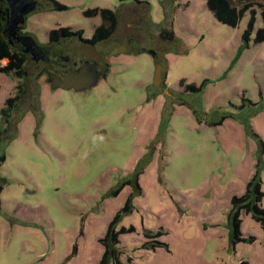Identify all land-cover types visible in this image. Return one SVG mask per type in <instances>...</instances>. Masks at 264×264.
I'll return each mask as SVG.
<instances>
[{
	"label": "rangeland",
	"instance_id": "rangeland-1",
	"mask_svg": "<svg viewBox=\"0 0 264 264\" xmlns=\"http://www.w3.org/2000/svg\"><path fill=\"white\" fill-rule=\"evenodd\" d=\"M60 1L48 28L87 37L132 9L143 49L90 92L32 81L6 114L25 82L0 72V264H264V228L234 201L264 192V0H230L235 26L207 0Z\"/></svg>",
	"mask_w": 264,
	"mask_h": 264
},
{
	"label": "flooded vegetation",
	"instance_id": "flooded-vegetation-1",
	"mask_svg": "<svg viewBox=\"0 0 264 264\" xmlns=\"http://www.w3.org/2000/svg\"><path fill=\"white\" fill-rule=\"evenodd\" d=\"M58 10L55 0H0V50L10 51L24 65L22 70L12 71L25 82L21 83L22 90L17 104L27 97L28 84L32 81L45 76L47 84L52 88L48 81L49 72L65 78L69 70L80 71L86 63L96 67L98 72L108 67L107 76L101 77L100 83L108 78L114 55H132L143 49L140 46L145 39L140 25L142 16L132 9L116 10L107 18L103 17L102 24L93 35L87 37L83 31L66 34L61 31L62 27L48 28L46 15ZM122 25H126V28ZM100 26L104 28L97 34ZM85 43L94 46L91 58L81 48ZM4 59L8 58L4 57L0 62ZM162 76V88L159 89L165 94H171L163 70Z\"/></svg>",
	"mask_w": 264,
	"mask_h": 264
},
{
	"label": "trees",
	"instance_id": "trees-1",
	"mask_svg": "<svg viewBox=\"0 0 264 264\" xmlns=\"http://www.w3.org/2000/svg\"><path fill=\"white\" fill-rule=\"evenodd\" d=\"M207 1H208V5L210 9L213 10L217 18H219V20L225 23H228L230 25H233V26L237 25V23L240 21V19H242L244 13L247 10L246 7L238 9L236 6L232 4L230 0H207ZM101 12L103 14V17L107 18L108 16L114 14L115 11L102 10ZM103 28L104 26L102 27L100 26L97 29V32H98L97 34H99V32H101ZM61 31L65 32L66 34L74 33V31H72L71 28H62ZM79 32H82V31H79ZM4 57L8 58L9 61L6 65H3L0 62V72L10 73L14 70H22L24 68V65H22L20 62L21 60L17 56H14L13 54H11L10 51L0 50V59ZM18 98L19 97L17 96V97H11L8 99L7 105L2 110L4 114L8 112L9 107L11 105L12 106L15 105L14 103L18 101ZM39 103H40V100H39ZM5 159H6V156L4 154H0V166L5 161ZM261 188H262L261 183L255 181L254 179L249 185L248 193L242 199L235 198L234 201L244 203L243 206H245L248 211L253 210L254 217L261 222L264 228V208L257 203V201H261L262 197L264 196V192L262 191ZM2 189H3V186L0 185V193ZM253 192L256 193L255 203H254V197H252ZM0 204H1V200H0ZM238 226L239 225L237 223V227ZM111 230L112 228L110 227L109 235L111 233ZM237 231L239 230L237 229ZM149 233H153V232L149 231ZM108 258H109V251L106 252L101 264H108ZM115 261H116L115 264H122L119 260H115Z\"/></svg>",
	"mask_w": 264,
	"mask_h": 264
},
{
	"label": "water",
	"instance_id": "water-1",
	"mask_svg": "<svg viewBox=\"0 0 264 264\" xmlns=\"http://www.w3.org/2000/svg\"><path fill=\"white\" fill-rule=\"evenodd\" d=\"M57 8L59 10L66 9L62 2L55 0ZM82 50L87 54L88 58L93 57L92 52L94 46L90 43H85L81 46ZM36 51H38L36 49ZM118 52V51H117ZM155 58L158 57V53L155 50H150ZM108 67L103 69L101 72H98L96 67L91 66L89 64H85L84 67L80 70H69L68 75L65 78L58 76L54 72H49L48 81L51 83L52 89L64 88L66 90H75L77 92H90L93 87H95L99 83V79L101 77L107 76ZM162 70L163 66L161 64H157V70L155 74V84L162 88ZM5 182V181H4ZM3 183V182H1Z\"/></svg>",
	"mask_w": 264,
	"mask_h": 264
}]
</instances>
